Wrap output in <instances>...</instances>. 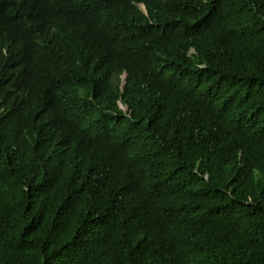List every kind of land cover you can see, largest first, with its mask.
<instances>
[{
  "label": "trees",
  "instance_id": "16d2710c",
  "mask_svg": "<svg viewBox=\"0 0 264 264\" xmlns=\"http://www.w3.org/2000/svg\"><path fill=\"white\" fill-rule=\"evenodd\" d=\"M0 264H264V0H0Z\"/></svg>",
  "mask_w": 264,
  "mask_h": 264
},
{
  "label": "water",
  "instance_id": "95a60500",
  "mask_svg": "<svg viewBox=\"0 0 264 264\" xmlns=\"http://www.w3.org/2000/svg\"><path fill=\"white\" fill-rule=\"evenodd\" d=\"M125 78H126V73L123 74L122 76V85L125 83ZM119 107H121L123 110H126V106L123 105L120 101H118Z\"/></svg>",
  "mask_w": 264,
  "mask_h": 264
}]
</instances>
